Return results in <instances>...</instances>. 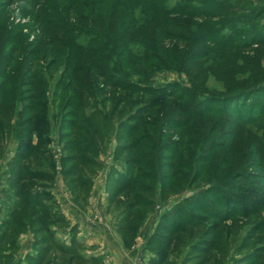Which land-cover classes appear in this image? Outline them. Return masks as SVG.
<instances>
[{"label":"rangeland","instance_id":"1","mask_svg":"<svg viewBox=\"0 0 264 264\" xmlns=\"http://www.w3.org/2000/svg\"><path fill=\"white\" fill-rule=\"evenodd\" d=\"M178 1L168 0V8ZM193 2L203 7L199 9L202 13L211 4L208 0ZM220 2L226 6L219 16L169 15L167 32L175 34L176 40L164 41L169 47L176 46L178 54L201 50L212 57L180 70L174 65L151 72L141 68L139 73H147V77L135 72L126 75L124 69V76L132 82L154 87L156 92L147 93L120 90L113 86V79L99 76L103 71L112 73L113 64L108 60L115 53L108 43L101 44L103 51L87 57L81 49H70V40L79 48L98 47L93 32L71 20L65 34L41 26V11L60 7L63 12L69 5L65 0H0V71L4 56H11L10 76L23 83L20 89H8L12 97L1 102V106L10 103L13 113L4 116L10 126L0 135V189L8 183V164L19 147L14 108L26 103L22 97L31 96L28 83L43 92L36 103L44 106L36 110L47 124L44 128L41 122L34 128H41L40 147L48 151L53 163L47 164L54 167L48 168L53 173L52 184L51 180L47 186L26 183L32 192H48L43 201L53 202L52 211L58 217L57 224L50 225L56 244L47 247L40 263L31 262L154 264L163 259L164 264H264V0H216L213 5ZM69 8L72 16L83 12L79 7ZM205 24L216 29L212 39L191 45L197 37L204 39L200 32ZM135 38L131 35L129 46L141 53ZM5 42L13 44L4 47ZM28 43L33 45L27 47ZM16 47L18 51L13 52ZM45 48L53 49L55 57L47 54L48 49L42 53ZM70 61L74 66L83 64L77 67L78 73L73 66L68 67ZM66 70L70 73L64 75ZM71 76L75 84L70 91L78 96L72 105L79 104L78 108L59 110L62 102L55 100L54 85L60 82L63 87ZM189 87L196 92L195 110L200 113L197 117L192 114L191 124L178 128L174 123L178 119L185 124L190 107L185 101L163 95L172 90L184 94ZM68 110L78 111L77 118H70ZM138 118L141 121H135ZM72 123L78 129L75 140L79 144L72 149L80 159L77 163L76 157L74 163L85 176V183L75 187L67 183L62 168L63 164H74L63 161L72 151L64 138ZM143 123H148L146 128L134 133L132 128ZM145 131L149 136L139 138L136 157L143 166H138L132 161L133 144ZM38 138L33 135V144ZM86 143H91V150H85ZM64 145L68 147L65 150ZM34 158L41 163L43 156ZM27 160L23 158L22 163L27 164ZM203 163L206 168L199 177L197 169ZM139 172H146L148 180L136 193L144 203L134 208V192L118 186L128 178H137ZM167 174H172V179L166 182ZM214 189L224 191L217 218L204 219L199 228L174 225L191 212L187 201L191 202L196 192ZM7 196L10 205L0 203V232L5 213L17 210L19 201L11 190ZM208 210L215 214L211 207ZM32 229L21 233L10 247L6 242L0 244L4 264H27L28 256L35 257L45 248L47 242L33 244L37 233Z\"/></svg>","mask_w":264,"mask_h":264},{"label":"trees","instance_id":"2","mask_svg":"<svg viewBox=\"0 0 264 264\" xmlns=\"http://www.w3.org/2000/svg\"><path fill=\"white\" fill-rule=\"evenodd\" d=\"M37 1L42 2L44 0ZM167 1L168 0H65V4L69 5L67 7L65 6L63 12H61L60 7L52 8V10L44 9L41 11V26H43L44 29H46L47 31L51 30L53 33L65 34L70 30V26L67 24V21L71 20L72 22L79 24V27L88 29V32H93L95 36L94 39L99 41L98 47H90L87 45V47L79 48L76 42L70 40V49H81L87 57L90 54L96 55L97 53H100L101 51H103L102 48H104L101 44L108 43L112 47V53H115L114 55H112L113 57L111 56L108 60V62L113 64L112 73L104 74V72L106 71H103L99 76L105 79H113V86L120 90H129L131 92L144 90V92L152 93L156 92L152 85L143 86L137 80V82H135V80L134 82H132L126 76H124V69L125 74L127 71L126 75L135 72L138 73L137 76L139 77H147V73H144L143 75L141 74L142 72L139 73L141 68L144 70L147 69L149 72H151L161 67L174 65L178 70H180V68L187 66L192 67L193 64L195 65L198 61H204L212 57V55L206 51V48L204 50L206 51L204 52V54L201 50L191 52L192 54L188 52H186V54H178V52H176V46L169 47L164 41L167 40L169 42H172L176 40V37L174 36L175 34H173L172 36L171 32H167V27L171 22L169 20V15H178L181 17L189 18L201 17L207 19L208 16L212 14H214V16H219L220 11H222L226 6L225 2H220L219 4L213 5V2H216V0H208V2L211 4L209 6L204 7L206 12L202 13L199 11V9L203 7H201L199 4L194 3V0H179L170 8H168L167 6ZM69 7H73L75 9L79 7L83 10V12L72 16L71 14H69L68 11L69 9L72 10V8ZM210 25L211 24H205V26L200 32V34L204 35V39L197 37V39L190 42V44H198L201 42H204V44L207 42L209 43L210 39H212L211 33L213 31H216V29H212ZM71 26L74 27L75 24L72 23ZM196 30L199 31V28ZM79 32H83V30ZM131 35H133V37L137 36L135 40L142 47L141 53H136L131 50L129 46V40L131 39ZM126 36H130V39H126ZM220 38L221 40L224 39L221 36ZM6 43L7 42H5L4 47L6 45L10 46V44H13ZM31 45H33V43H28L27 47H30ZM36 45L33 49L37 53L38 47H36ZM17 48L19 47L13 48V52H17ZM171 48H174L175 51H171ZM46 49L48 48H45L42 53ZM54 52L55 51L53 49H48L47 54H52V57H55ZM59 52L60 51H58V53ZM4 57V66H2V69L0 71V120H2L0 122V135H3V132H5L10 126L9 123L7 124L6 118H4V116L8 117L11 115V113H13V110L10 113V103L9 105L7 104L6 106H1V102H3V100L6 98L12 97L8 96V89L12 87H17L18 89H20V87L23 85L22 82L17 83V81H14L13 78L10 76L12 68L11 64L13 63L12 57L8 56L7 54ZM78 64L77 66H74L71 64L70 61L68 63V67L73 66L74 73H78V71H76L77 67L80 68V66H83V64ZM69 73L70 70H66L64 72V75H67ZM121 73L123 75H120ZM113 75L118 76L114 77ZM72 84H75V81L72 80V76L71 79L66 81L63 87L60 85V82L55 83L53 95H55V100H57L58 103L59 101L62 102V105L59 110L67 111V109H70L71 107L78 108L79 104L72 105V103H75L74 101L77 100L78 97L75 91H70ZM27 86L28 89H30L29 91H31V96L22 97L24 99V102L25 99H27L26 103L22 104L19 109H17V107L14 108V110L16 109L15 115L17 116L16 124L18 130L16 131V138H18L17 140L19 143V147L16 149L15 155L13 157L14 159L11 160L10 164H8V183L5 187L0 189V203L2 206L10 205L9 201L7 200L9 199V197L7 196L8 190H11L16 195H18L19 201L16 206L17 210L15 208L11 211L7 210V212L5 213L6 218L3 220V227L0 232V244L6 242L7 246H12L15 243L16 238L21 233L28 230V228L31 230V228L33 227V233H37L38 235H36L35 239L33 240V244L39 246L42 245L43 242H47L45 248L43 247L41 248V250L36 252L35 257L28 256L27 264H34L33 262L40 263L42 259L45 258V252L47 247L56 244L54 239L55 231L50 227V225H56L58 222V217L52 211L53 202L49 204L44 203L43 201L44 197L48 194V192L44 190H36L32 192V186H26L27 184L33 185V187L34 185L47 186V181L50 180L52 184L53 173L49 171L48 168H54L53 164H47L48 162H52L48 151L45 150V148L41 149L40 147V140L42 135L40 133L41 128L38 130L34 128L35 126H37V124L41 122L44 124V128L47 124L46 120L42 116H40L42 115V113L40 114L36 110L42 109L44 106L40 102L36 103L37 100L40 101L39 99L40 96L43 95V92H37V90L33 88L34 84L28 83ZM175 86V88H178L176 84ZM163 98H175L176 101H185L189 105L190 108H188V110L186 111L188 112L187 115H189V117L187 118L185 124H181V122H178V119L174 123V125L179 124L177 126L178 128L191 124L192 119L190 118L197 117L200 113L195 110L197 107L196 100L198 99L193 87L186 88L184 94H176L174 90L170 92H164ZM208 103L207 107L210 108L208 106ZM68 113H70L71 115L70 118L73 119L77 118L78 116V111L76 112L73 110H68ZM208 113L211 114V111L208 110ZM135 121L139 122L141 120L140 118H138ZM147 124L148 123H143L141 126H134L132 130L134 133L142 131L143 128H146ZM77 131L78 129L76 128L75 124L72 123V125H70V131L67 133V136L66 134L64 135V138H66L67 141V146H69V150L72 149V147L75 148L78 147L77 145H79L78 141L75 140ZM34 134H37V136L39 137V141L35 144H33ZM144 135L149 136L148 131H145V134L141 133L138 137V140H136L133 144L136 149L134 150V158H132V161L133 163H137L138 166H143L142 164H140V160H138L139 158H137L136 156L137 147L139 148L140 145L139 138L145 137ZM86 145L87 146L85 150H88L92 147L91 143H86ZM67 146H63L64 150L68 148ZM90 150V154H92V152L94 153V151ZM41 155L43 156V159L40 163L37 162L36 158L34 157L37 156L38 158L39 156L41 157ZM76 157L77 155L72 149L71 153L68 156H65L63 161L67 163H74L75 161L77 163L80 162V159ZM81 157L83 158V156ZM23 158L29 159L27 160V164L22 163ZM75 158L76 160L74 161ZM92 160L93 159H89V161ZM62 168L68 184H72V186L75 187L77 185L85 183V181L82 180L83 177H85L82 175L84 173L80 170L78 164H67L66 166L65 164H63ZM205 168L206 164L203 163L199 165L197 169L199 177H202ZM80 171L81 175H78ZM171 177L172 174H167L165 176L166 182L171 180ZM147 178L148 176L146 172H139V176L137 178H128L123 182L121 186H118L120 188L124 187L134 192V208L144 203L143 198L138 197L136 193L142 191L141 189L142 187H144L143 185H145L146 181L148 180ZM87 179L88 178H86V181ZM198 180L199 178L194 179L193 181L195 183ZM108 185H110V183H108L107 186ZM165 187H167V184L165 185ZM219 191L221 190L214 189L202 190L201 192L198 191L199 193L196 192L192 196V201H187L188 207L191 208V212L187 215L185 214L184 218L181 221L176 222L174 225L177 226V228L184 226H189L191 228H199L204 223V219L217 218L219 216L220 209L222 207V201L224 199L222 195L224 194V191ZM209 207L214 210L215 214H212L210 212L211 210H208ZM18 211L19 214L16 218ZM199 212L201 213L199 214ZM126 224H128V222ZM125 242L129 243L127 238L125 239ZM32 259L33 262H31ZM2 260L3 259L0 256V264L6 263ZM154 264H164V261L163 259H161V261L159 260Z\"/></svg>","mask_w":264,"mask_h":264},{"label":"crops","instance_id":"3","mask_svg":"<svg viewBox=\"0 0 264 264\" xmlns=\"http://www.w3.org/2000/svg\"><path fill=\"white\" fill-rule=\"evenodd\" d=\"M7 174V173H6Z\"/></svg>","mask_w":264,"mask_h":264}]
</instances>
